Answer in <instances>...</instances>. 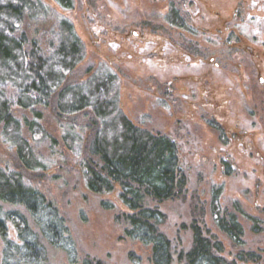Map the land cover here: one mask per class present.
I'll return each mask as SVG.
<instances>
[{
    "label": "rangeland",
    "instance_id": "1",
    "mask_svg": "<svg viewBox=\"0 0 264 264\" xmlns=\"http://www.w3.org/2000/svg\"><path fill=\"white\" fill-rule=\"evenodd\" d=\"M44 1L74 23L84 43L85 60L71 81L84 82L88 71L99 68L116 73L124 114L179 146L186 193L163 203L148 201L168 217L162 231L172 241L174 264H180L181 251L191 249L190 225L201 218L204 231L224 243V256L235 259L240 249L216 227L210 204L213 190L222 188L224 208L239 203L248 216L264 221V0H186L180 7L185 28L166 19L173 0H75L72 11ZM86 120L78 117L79 126ZM217 123L223 132L213 126ZM43 124L61 137L65 123L51 110ZM61 151L65 157H54L47 172L32 173L20 168L15 150L0 137V164L19 168L58 205L80 259L133 264L134 253L142 264H153L149 248L125 237V224L116 220L119 209H105L108 197L87 189L79 159ZM227 160L234 166L229 175ZM240 222L243 249L259 254L257 264H264V232L254 233L253 222L243 216ZM8 226L18 242L15 227ZM3 249L0 237V264ZM48 252L50 264H69L62 250L48 246Z\"/></svg>",
    "mask_w": 264,
    "mask_h": 264
},
{
    "label": "trees",
    "instance_id": "2",
    "mask_svg": "<svg viewBox=\"0 0 264 264\" xmlns=\"http://www.w3.org/2000/svg\"><path fill=\"white\" fill-rule=\"evenodd\" d=\"M53 1L64 11L75 9V0ZM182 3L186 0L171 1L166 17L179 28L186 27ZM85 56L74 23L52 5L44 0H0V137L15 150L20 168L32 173L47 172L54 157H65L61 149L74 154L87 189L108 197L102 201L105 209H119L116 220L125 224V237L149 248L153 264H174L172 241L162 231L168 217L148 201L163 203L186 193L188 175L179 146L168 136L136 126L124 114L116 73L99 68L88 71L84 82L71 81ZM46 110L65 123L61 139L43 124ZM80 116L87 119L83 127ZM213 126L223 132L221 124ZM233 167L225 161L228 175ZM222 192L213 190L210 211L216 227L240 249L236 258L224 256V243L204 231L201 218L190 225L192 247L179 253L180 264L262 260L243 249L246 233L240 216L253 222L254 233L264 232V221L248 216L239 203L235 209L224 208ZM9 222L18 242L10 238ZM0 237L1 264H50L48 246L65 252L69 264H103L91 257L80 259L58 205L26 181L19 168L1 164ZM130 259L142 264L134 253Z\"/></svg>",
    "mask_w": 264,
    "mask_h": 264
},
{
    "label": "flooded vegetation",
    "instance_id": "3",
    "mask_svg": "<svg viewBox=\"0 0 264 264\" xmlns=\"http://www.w3.org/2000/svg\"><path fill=\"white\" fill-rule=\"evenodd\" d=\"M171 85H172V82H171Z\"/></svg>",
    "mask_w": 264,
    "mask_h": 264
}]
</instances>
